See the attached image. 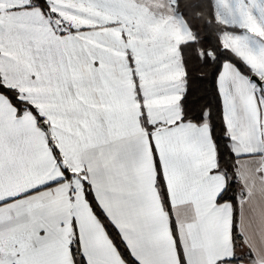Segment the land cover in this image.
I'll return each mask as SVG.
<instances>
[{"label": "snow or ice", "instance_id": "6c2138e0", "mask_svg": "<svg viewBox=\"0 0 264 264\" xmlns=\"http://www.w3.org/2000/svg\"><path fill=\"white\" fill-rule=\"evenodd\" d=\"M0 264H264V0H0Z\"/></svg>", "mask_w": 264, "mask_h": 264}]
</instances>
